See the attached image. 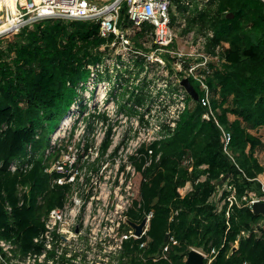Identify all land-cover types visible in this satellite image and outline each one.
Wrapping results in <instances>:
<instances>
[{"label":"trees","instance_id":"16d2710c","mask_svg":"<svg viewBox=\"0 0 264 264\" xmlns=\"http://www.w3.org/2000/svg\"><path fill=\"white\" fill-rule=\"evenodd\" d=\"M172 3L173 24L177 13L187 20L181 35L212 30L206 49L214 51L224 42L228 46L221 53L224 61L212 65L213 73L206 77L215 117L203 119L208 108L196 101L173 134L150 147L151 155L143 149L152 162L143 170L141 206L133 219L150 211L153 216L141 249L145 260L136 254L131 264H183L193 247L212 255L211 264H264V227L258 225L264 216L238 205L227 215V205L221 211L212 199L225 184H233L239 197L262 194L264 165L255 151L264 150V140L253 130L264 127V2ZM127 21L124 7L121 22ZM107 41L98 23L65 18L43 19L0 37V237L14 240L23 253L34 247L43 215L63 203L65 189L51 186L55 175L46 171L50 163L44 152L76 100L79 82L89 78L88 66L103 58L100 48ZM189 80L203 95L199 81ZM220 126L232 135L231 155L224 150ZM137 164L141 170L143 162ZM226 174V183L217 187ZM188 182L192 190L181 195L179 189Z\"/></svg>","mask_w":264,"mask_h":264},{"label":"built area","instance_id":"2783aa9c","mask_svg":"<svg viewBox=\"0 0 264 264\" xmlns=\"http://www.w3.org/2000/svg\"><path fill=\"white\" fill-rule=\"evenodd\" d=\"M0 3V13L5 14L0 17V34L17 33L43 19L65 18L94 21L99 24L100 35L108 39L100 48L103 58L88 66L89 78L77 86V91L81 87L92 103L86 100L84 109L78 107L65 113L62 120H70L64 129V122L57 127L62 133L53 134L54 140L44 152L50 163L46 171L55 175L51 186L65 189L63 203L43 215V229L34 237L31 250L23 253L14 240L0 237V264H131L136 254L145 260L141 249L147 244L145 237L153 212L140 220L133 219L141 206L143 170L152 162V156L147 157L143 149L151 155L150 147L171 136L182 114L196 102L181 84L184 78L192 77L200 83L203 95L197 101L208 108L202 118L215 117L211 107L213 94L206 77L213 73L212 65L219 66L224 61L221 53L228 43L216 46L214 51L207 50L208 38L213 37V31L208 30L196 35L193 41L182 37L181 41H187L190 49L179 53L180 43L178 47L173 45L178 36L172 21V0ZM185 3L190 4V0ZM124 7L128 15L125 24L121 22ZM129 29L144 33L146 39L136 44ZM164 59L172 60L173 65L156 63ZM110 91L117 95L102 108ZM123 91L131 93L125 100L119 98ZM76 123L83 131H76L75 142H71L69 137L74 135L72 127ZM220 127L224 150L231 155L232 135ZM137 162H143L141 170ZM260 182L261 195L251 191L241 197L233 184H225L221 199L222 206L227 205L226 214L234 205L252 208L256 201L264 200V181ZM190 185L188 182L182 188ZM225 191L228 194L224 197ZM179 192L185 195L181 188ZM7 208L11 211L9 205ZM144 220L141 232L137 233L132 223L140 225ZM170 241L177 243L174 237ZM169 246L167 243L163 247L165 258ZM192 249L200 251L204 261L211 264L212 255L201 248ZM186 259L187 255L184 262Z\"/></svg>","mask_w":264,"mask_h":264},{"label":"rangeland","instance_id":"374dc122","mask_svg":"<svg viewBox=\"0 0 264 264\" xmlns=\"http://www.w3.org/2000/svg\"><path fill=\"white\" fill-rule=\"evenodd\" d=\"M13 1V0H12ZM111 1H113V0H107L106 2H111ZM206 1H208V0H206ZM106 2H104V4L106 3ZM7 3L8 4H10V0H7ZM172 11L173 12H175L176 11V9H175V7H173V9H172ZM187 14V13H186ZM177 15V17H178V19L176 20V22H175V29H176V33H177V38H176V46L178 47V45H179V43H180V47L181 48H179V49H177V51H179V53H181V54H184V53H186V51L187 52H189V43L187 42V41H193L194 39H196V35H195V32H190V33H187L186 35H181V31L185 28V26L187 25V20H186V18L183 16L182 17V15H179L178 13L176 14ZM1 16H5V14L3 13V12H1L0 13V17ZM180 16H181V18H180ZM3 20H5V18L3 19ZM128 31H131V33H130V35L131 36H135L136 37V39L138 40V41H143L144 39H146L145 37H142V38H139L138 36H137V33H135L133 30H131V29H129ZM1 36H4V37H8V36H10V34L8 33V34H0V37ZM182 37H184V39L185 40H187V41H181L182 40ZM148 44H151V43H148ZM156 63H159V64H161V65H163V66H167L169 63H171L172 65H173V63H172V60H170V62H168L166 59H164L163 61H156ZM109 78H111V77H109ZM78 95H77V97H76V100L74 101V103L70 106V110L71 109H73V110H77L78 109V107H80V110L81 109H84L85 108V106L87 105V103H86V97H85V95L83 94V90H82V88L81 87H78ZM116 95H117V93H115V92H113V91H110L109 93H108V95H107V97L105 98V102L103 103V104H101V107L102 108H104L105 107V105H107V104H109L110 102H111V100L113 99V97H116ZM130 96L131 95V93H125L124 91H123V93H121V94H119V98H121V100H125L126 98H127V96ZM90 99H88L87 101H89ZM92 103V101L90 100L89 101V104H91ZM192 104H193V102H192ZM232 118H234V116H231ZM63 118V117H62ZM63 122H64V119L62 120L61 119V121H60V123H59V125H58V128L60 127V124L62 125L63 124ZM70 126V125H69ZM73 126V125H72ZM58 128L55 130V131H53L52 133H51V135H50V143H52V141L54 140V136H53V134L54 133H56V132H58ZM73 128V132H74V135H71L70 137H69V141H71V142H75V132L77 131H83V128L81 129V126L80 125H78V123H76V125L75 126H73L72 127ZM88 130V129H87ZM91 128H90V130H88V132H91ZM69 131V130H68ZM61 133H62V131H60ZM253 132L255 133V134H257V135H259V136H261V138L264 140V129L263 128H261V129H257V130H253ZM59 133V132H58ZM56 136V135H55ZM87 136H88V134H87ZM255 156L257 157V159H258V161L262 164V165H264V150H260V149H257L256 151H255ZM260 175H263L264 176V173H262V174H260ZM259 175V176H260ZM190 188H181V191L183 190V191H185V192H183V194H186V192H187V189H192V184L189 186ZM221 188L220 189H218L217 190V192L214 194V196L212 197V199H213V201L215 202V203H218V207H219V210H223V206H222V199H221ZM222 206V207H221ZM258 225H262L263 227H264V220H262V222H260ZM256 227H257V225H256Z\"/></svg>","mask_w":264,"mask_h":264},{"label":"water","instance_id":"95a60500","mask_svg":"<svg viewBox=\"0 0 264 264\" xmlns=\"http://www.w3.org/2000/svg\"><path fill=\"white\" fill-rule=\"evenodd\" d=\"M230 16H233V14H230ZM181 84L185 87V89L189 92L191 97L197 101L199 99V94L194 85L191 83L189 78H184L181 81ZM228 174L224 175L217 183L216 186L219 187L222 184H225L228 179ZM252 210L255 214L260 215L262 214L264 216V200H258L252 205ZM145 223V220L140 224L136 225L135 223H132L136 229L137 233L141 232V229ZM168 239V235L166 236V240ZM204 263V255L196 250L191 249L187 254V259L184 262V264H203Z\"/></svg>","mask_w":264,"mask_h":264},{"label":"crops","instance_id":"0c3cea01","mask_svg":"<svg viewBox=\"0 0 264 264\" xmlns=\"http://www.w3.org/2000/svg\"><path fill=\"white\" fill-rule=\"evenodd\" d=\"M93 1H96V2H98L100 4H104V2H106L107 0H93ZM106 3H109V2H106ZM262 128L264 129V127H262ZM259 129H261V128H259ZM259 180L264 181V176L263 175H260L259 176Z\"/></svg>","mask_w":264,"mask_h":264},{"label":"bare ground","instance_id":"6f19581e","mask_svg":"<svg viewBox=\"0 0 264 264\" xmlns=\"http://www.w3.org/2000/svg\"><path fill=\"white\" fill-rule=\"evenodd\" d=\"M2 2V0H0ZM14 1V0H13ZM12 0H10L11 3H13ZM38 1V0H37ZM0 6H1V3H0ZM70 120V117L67 118V120L64 122V125H63V129L66 127L65 125L67 124V122ZM61 132H59L60 134Z\"/></svg>","mask_w":264,"mask_h":264}]
</instances>
